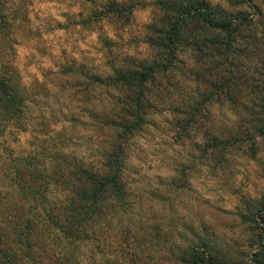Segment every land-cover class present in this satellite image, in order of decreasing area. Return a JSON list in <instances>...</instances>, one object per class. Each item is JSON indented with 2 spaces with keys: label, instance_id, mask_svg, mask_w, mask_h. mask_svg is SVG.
I'll return each instance as SVG.
<instances>
[{
  "label": "trees",
  "instance_id": "trees-1",
  "mask_svg": "<svg viewBox=\"0 0 264 264\" xmlns=\"http://www.w3.org/2000/svg\"><path fill=\"white\" fill-rule=\"evenodd\" d=\"M39 1L0 0V139L14 127L51 140L0 168L28 202L0 205V264H264V186L257 198L239 197L236 239L219 242L220 225L202 220L178 244L144 211L137 219L127 182L133 143L154 115H168L175 142L196 154L171 188H183L194 163L223 176L237 156L264 154V29L255 16L231 1L70 0L60 22L35 12ZM147 8L152 19L134 36V15ZM56 31L93 43L74 44L72 55L63 44L27 82L10 45L35 43L40 62ZM41 100L58 109L47 117ZM216 107L234 113L236 128L217 122ZM63 114L70 128L54 133Z\"/></svg>",
  "mask_w": 264,
  "mask_h": 264
},
{
  "label": "rangeland",
  "instance_id": "rangeland-1",
  "mask_svg": "<svg viewBox=\"0 0 264 264\" xmlns=\"http://www.w3.org/2000/svg\"><path fill=\"white\" fill-rule=\"evenodd\" d=\"M142 1L148 4L152 0ZM204 1L212 5L220 4L226 8H230L228 1L241 2L243 4L236 10H243L248 15L255 16V20H258V23L261 24V29H264V0ZM3 2L7 7L10 4L7 0H3ZM68 4H72V1H39L35 5V12H48L51 19L61 22L62 20L58 15L67 10ZM152 16L150 8L135 13L134 36L135 33L141 31L145 24L151 21ZM34 24V26H37V22ZM129 37L132 36L126 35L123 42L129 43ZM48 40L53 45L54 52L51 57L41 59L40 62L37 57L36 59L34 57L36 55L34 51L35 43L20 42L16 38L14 44L10 45L15 53L14 63L27 82H30L34 76L40 75L41 67L50 66L52 62L57 61L54 59L60 56L63 44L67 45L69 54L73 47L76 48L77 46L80 50H87V46L89 47L93 43L88 40L74 43L71 39L67 40V37L61 31H56L55 35L49 37ZM66 40L67 43H64ZM76 43L78 44L75 46ZM31 57L33 58L31 59ZM186 59L189 63L192 62L190 57ZM40 104L47 117L51 116L52 111L58 109L53 100H41ZM36 114V111H31L32 123L39 121ZM214 115L217 122L225 128H236L235 115L227 107H216ZM56 119H59V121H55L60 123H54L55 126L51 129L54 130V133L60 131L63 127L70 128V123L66 121L64 114L59 115ZM50 135L52 136V134ZM36 137V133L30 131V129L27 133H19L14 127H9L4 137L0 139V168H9V163L14 167L15 160L27 157L32 150L36 149L41 140L46 139L47 144L51 143V140L48 139L49 135L42 137V139H36ZM86 141V138H81L75 142L77 151L81 154L88 153ZM195 155L191 144L181 146L175 142L174 129L168 115H154L151 117L147 128L136 137L132 146V155L127 164V182L136 197V217L142 216L141 214L144 211L143 216L147 219V223H162L161 225L166 233L172 234V231L175 230L174 240L176 239L178 244L181 243V237L190 238L191 230L197 227L199 221L202 220L214 226L216 223L220 225L217 228L219 242L232 241L240 234L238 227L240 223L239 215L242 210L238 206L239 197L246 195L257 198L262 193L264 179L260 173L264 169V154H261L256 160H252L247 156H237L232 160L229 171L223 176H216L209 169L194 163L191 172L181 178L180 185L183 188L180 190L171 188L170 185L173 180L181 176L175 172L176 168L179 167L182 170L186 166H192L190 163ZM0 187L1 206L3 204L17 207L27 205L28 202L24 201V196L18 191L17 187L6 181L2 173L0 174ZM30 204L33 205V203Z\"/></svg>",
  "mask_w": 264,
  "mask_h": 264
}]
</instances>
